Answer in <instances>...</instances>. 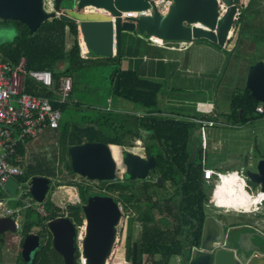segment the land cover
<instances>
[{
  "label": "trees",
  "instance_id": "trees-1",
  "mask_svg": "<svg viewBox=\"0 0 264 264\" xmlns=\"http://www.w3.org/2000/svg\"><path fill=\"white\" fill-rule=\"evenodd\" d=\"M247 7L248 3L240 7V16L234 22V35L239 34ZM8 21L14 26L16 34L12 40L0 42L2 60L17 66L20 59L24 57L23 69L26 71L50 70L56 82L61 76H69L72 79L69 99L64 103L56 104L62 112L58 127L45 130L42 134L45 133L46 136L41 138V134L38 139L53 140L55 138L52 146L59 152L60 158L63 159L64 155L68 157L65 168L69 173H73L67 154L69 146L85 141H103L108 144L132 146L134 139L146 140L144 144L146 153L154 154L156 159V165L152 169L155 178L145 180L141 185H135L134 181L129 180L124 174L123 179L102 180L99 181L98 186L111 194L117 193L114 199L124 205L134 203L142 207L139 215L136 216L140 231L136 239L135 264H170V258L177 255L182 256L183 261L186 262L189 246L199 245L203 220L207 215L205 202L208 200H210L209 203L213 202L221 192L219 187H214L203 177L201 151L198 150L195 157L191 158L189 134L195 124L157 115L158 111H155L160 83L141 78L136 70L123 69L116 65L120 55L111 54L110 43L105 44L103 48L105 52L103 49V51L96 50V46L90 45L89 54L82 57L75 21L55 17L44 21L33 33H30L26 24L17 20L0 19V27ZM67 34L71 36L69 48H66ZM262 58L264 54L256 56L252 62ZM59 62H63L64 66L58 67ZM96 68H101L104 92H93L92 101L84 106L82 100L76 98L75 92L83 79H88L93 89L98 87L92 81L96 75L94 73ZM23 87L25 92L34 95H50L47 89L39 86L27 75L24 76ZM112 97L133 102L145 109L146 114L140 116L117 111L103 103ZM258 104L260 102L251 96L248 89L240 88L232 93L230 111L226 116L235 123L252 122L259 117H264V112L256 111ZM27 144L29 141L18 143L16 154L10 159L13 164L22 165V171L16 175V178L24 188L33 175L47 177L55 175L54 163L47 155L36 157L34 162L24 163ZM259 157H264V154L259 153ZM158 178L162 180L161 184ZM69 182L77 186L82 201L86 200L88 194H93L88 191V185ZM165 182L173 186L174 192L159 196L157 189L164 188ZM245 186L244 196L250 205H254L253 201L258 197L250 195L248 182ZM4 196L5 192L0 187V199ZM27 197L31 199L29 192L25 190L20 197L12 200L10 205L13 208L21 207L25 214L21 233L24 235L35 232L43 238L35 263L62 264L61 257L52 248L50 233L46 228V221L59 215L60 209L48 199L44 203L47 215L41 216L35 209L24 207L23 200ZM67 216L78 225L81 224L80 205H68ZM132 220V218L129 219V232ZM129 255L128 251L126 258H129ZM19 258L21 264H25L21 256Z\"/></svg>",
  "mask_w": 264,
  "mask_h": 264
},
{
  "label": "water",
  "instance_id": "water-1",
  "mask_svg": "<svg viewBox=\"0 0 264 264\" xmlns=\"http://www.w3.org/2000/svg\"><path fill=\"white\" fill-rule=\"evenodd\" d=\"M151 0H53V9L46 10L44 0H0V19L17 20L33 33L44 21L58 17L78 22V30L87 49L90 45L104 47L110 43L114 54H120L122 33L145 34L162 41L188 42L204 38L223 46L234 26V14L242 0H171L165 12L137 17L124 12L146 10ZM219 3L224 10L219 13ZM93 7L90 11L87 8ZM102 10V11H99ZM245 88L264 105V58L252 62L247 69ZM123 173L130 179H145L155 166L154 155L147 158L129 149L123 150ZM71 169L87 180H114L118 165L110 144L103 141H85L68 147ZM244 174L249 183L264 191V157L254 162L244 158ZM216 186V177L212 178ZM50 179L33 175L26 182L27 191L35 202L44 201ZM158 182L162 180L159 178ZM20 182L10 177L4 189L10 198H18ZM214 193V190H213ZM212 193V195H213ZM264 210V200L262 201ZM86 222L84 235L79 238L77 225L62 211L46 221L52 248L62 264H77L78 258L86 264H106L113 253L117 224L121 218L118 202L109 195H88L81 205ZM15 219L0 216V233L15 231ZM41 246V236L28 232L22 237L21 256L24 260ZM137 244L132 241L131 260L136 263ZM185 264H264V231L254 224L229 225L225 217L206 215L198 246H189Z\"/></svg>",
  "mask_w": 264,
  "mask_h": 264
},
{
  "label": "rangeland",
  "instance_id": "rangeland-1",
  "mask_svg": "<svg viewBox=\"0 0 264 264\" xmlns=\"http://www.w3.org/2000/svg\"><path fill=\"white\" fill-rule=\"evenodd\" d=\"M253 4L251 3L252 7H258L260 9V12L263 14L261 19H259V25H262V31L261 33L264 35V0H253ZM249 7V11L245 10V13H249L251 8ZM244 13V14H245ZM245 16V15H244ZM11 22H6L3 26L0 27V42L10 41L14 38L16 31L14 29V26L10 24ZM137 34V33H136ZM133 41V52L137 54V56H140L144 52V47H141L137 42V38L133 36V34H130ZM135 35V34H134ZM81 40V39H80ZM82 41V40H81ZM254 44L251 43V46L242 47V50L240 53L233 52L231 57H227L224 59V62L221 64V71L219 73H216L215 71H212L211 64L207 63V68L209 67V70L207 71V75L204 73L205 71V65L206 63H199L197 66H200L202 69H196L194 68V71L191 73L185 72L183 64L186 59H189L191 57L192 53H196V48H193V46L188 47V45L182 50V52H178L177 48H179V41H164V44L166 45L167 49L162 50L163 53L161 55H166V60L161 62L154 61V58L149 56V58L146 60L145 66L148 71L151 73H162L161 78H155L152 77V74L149 75L150 78L153 80L159 81L164 83L162 89L160 90L158 94V100L159 102L165 100L166 95H170V92L167 90V83L172 84L174 87L182 88L183 90L180 91L179 97L176 99H173L174 101L181 102L184 106L195 107V106H205L209 105L212 109H216V119H219L217 124H215L213 127H210L209 125L204 127V132L209 137H215L218 138V143L215 146V150L212 148V145L207 148V160L208 163L210 162H219L221 164V168L218 170H223L222 172H225L226 170H239L240 165L242 162H244V158L246 155L248 156V160L255 161L256 158H258L259 153H264V117H259L255 119L252 122H247L240 126H234L232 125V121H224L222 120L220 114L224 111H229L230 108V97L232 93L236 92L238 90L237 86H245V78L247 74L248 66L251 64L249 62H252L253 58L256 55H261L264 52V40H253ZM70 43H71V36H70ZM252 45H254V51L252 53L248 54V51L246 49H252ZM96 46V45H95ZM94 46V47H95ZM173 46L174 49L170 50V47ZM246 48V49H245ZM96 50L105 52V49H101L100 47L96 46ZM146 52V51H145ZM152 54V53H151ZM148 55V53H147ZM180 55L181 61H178L177 64L173 62V58ZM122 55H120L121 57ZM141 58V57H140ZM123 61V59H122ZM181 62V63H180ZM120 64V62H116V65ZM164 64H167L166 67H164ZM121 65V64H120ZM177 65H180L182 67V72H175L173 74L174 78H170V76L173 73V70L177 67ZM113 66V65H112ZM123 64L120 66L122 67ZM143 67V66H142ZM145 69V71H147ZM201 70V71H200ZM214 70V69H213ZM198 71V72H197ZM166 72V74H165ZM95 78L93 77V83L95 82V85H98L97 88H94L89 83L88 79H83L82 84H80L77 92H75L76 98H80L82 102L84 103V106H86L89 102L93 99V92H104V86L101 80V68H96ZM213 76L215 74V79ZM149 74V73H148ZM207 76H209L207 78ZM211 77V78H210ZM165 78V79H164ZM169 80V81H167ZM174 80L172 83L170 81ZM215 84L219 83L218 87H215ZM208 84V85H207ZM208 88V89H206ZM205 89V93L204 90ZM171 95H175L174 92ZM113 98V97H112ZM111 99V98H110ZM169 102L172 101L171 98L168 96ZM103 101V100H102ZM103 103H106L107 106L113 107V103L108 101H103ZM170 105V104H169ZM127 110H131V107H126ZM130 108V109H129ZM223 122V123H222ZM200 132V131H199ZM46 134H42L41 138H44ZM55 140H46V139H37L35 141H32L28 144L26 153L24 156V163L28 162H34L36 157H42L44 155H47L50 160L54 163V169H55V175L48 176L50 181H52V185L49 187L48 192L46 193L45 199L43 201V204L45 201L50 199L51 197L54 198H62L63 202H66L68 199L67 193L64 191L65 188L68 187H75L73 188V192L76 194L78 193L77 186L74 184H69L71 181L72 183L78 182H84L87 183L90 192L92 193H101L100 188L98 186V182L96 180H87L84 177L79 176L76 173H69L66 171L65 165L67 164L68 157L64 155L63 159L60 158L59 152L56 150L54 146H52V142ZM139 140L141 143L140 145H137L135 141ZM144 139H134V143L132 146H124L126 149H129L134 146H138L139 150L136 151L137 153H141L142 151V145L144 143ZM111 149L113 151V157L117 161L118 170H117V176H123V164L121 162L122 156H123V150L124 147L119 144H113L110 143ZM116 146V147H115ZM68 150V149H67ZM132 151V150H131ZM68 154V152H67ZM257 155V156H256ZM237 158V160L234 162L233 165L230 167L224 168L223 163L227 162L228 160H231V157ZM256 157V158H255ZM242 159V161H241ZM152 176H148L147 179H153L156 176L152 173ZM242 178L244 180L241 181L240 176L239 177H232L229 176L230 182H248L247 178L244 177L243 174ZM213 180V179H212ZM211 180V183H212ZM140 181H137V185H141ZM162 183V182H161ZM160 183V184H161ZM60 184V185H58ZM213 184V183H212ZM66 186V187H64ZM246 187V186H245ZM259 187L255 184H250V191L255 193ZM239 189V197L235 198L233 197V194L237 192ZM243 190V187L241 184L238 185H231L226 192H223L221 190L220 194H218V197H215L213 202L209 203V205L214 207H206L205 211L209 214L225 217L230 222H253L257 226H259L264 231V210H260L255 214L251 213H240L231 209L238 210L239 208H248L251 206L245 196ZM158 195H168L172 192H174L173 186L169 184V182H165L164 188H158L157 189ZM117 193H112L111 196H115ZM33 202L32 200H30ZM39 203H34L33 207H38ZM217 207V208H216ZM229 209L227 212H224V209ZM127 210L129 215H132L133 213L135 216L139 215L140 211L142 210V207L140 205L131 203L124 205V211ZM5 211V204H3L2 207H0V212L4 213ZM124 217V215H123ZM140 231L139 223L136 218H133L131 229H130V238L132 241H136L138 234ZM12 234L7 233L5 242L2 245V261H0V264H21L20 258L17 260L19 255V242L18 238L15 237V240L10 238ZM126 232L123 231L121 235V243L120 247H118L114 252L112 253V261L111 264H124V261L126 260L127 251L124 246V240H125ZM120 239V237H119ZM119 244V243H118ZM145 257H143L144 259ZM17 260V261H16ZM180 257L172 256L170 258V264H180ZM19 262V263H17Z\"/></svg>",
  "mask_w": 264,
  "mask_h": 264
},
{
  "label": "crops",
  "instance_id": "crops-1",
  "mask_svg": "<svg viewBox=\"0 0 264 264\" xmlns=\"http://www.w3.org/2000/svg\"><path fill=\"white\" fill-rule=\"evenodd\" d=\"M252 1L253 0H242V2H241V5H244V4L248 3V7L246 9L247 12L249 11L248 10L249 7H252L251 6V3L253 4ZM247 12L244 14L245 16L243 15V21H242L238 36L234 35L235 26H233V28L229 32L228 38H227V40H226V42H225V44L223 46H219L218 44L213 43V42H211V41H209L207 39H204V38L193 39V40L188 41V42L179 41V48L175 49L178 52L179 51L182 52V50L187 45H188V47H190V46L192 47L193 46V48H196L195 49L196 53H192L191 57L189 59H186L184 64H183L185 72L191 73L192 71H194V68L202 69L200 66H197L201 62L203 64L206 63V65L204 66L205 67L204 73L206 75H207V71L209 70V67L207 68V63L211 64L210 68L212 69V71H215L216 73H219V71H221V67L220 66L224 62V59L227 57V55H228V57H231L233 52L239 54L240 51L242 50V47H246L247 48V46H251V43L254 44L252 42L253 40H259V41L260 40H264V35L261 33L262 25L258 24L259 23V19H261L262 16H263V15H260V14H263V12L261 13L260 9H258L257 6L255 8L252 7L249 13H247ZM76 23H77V27H78V22H76ZM136 33L137 32L130 33V34H133L134 38L135 37L137 38L136 42L141 47H144V52L140 56H137V54H135L133 52L134 51L133 47H132L133 46V41H132L131 35H129V33H127V32L122 33V36H121V48H120V54H119V55H122V56L119 58V60L117 62H120V64L121 65L123 64V66L120 67L121 65L118 63L119 67L123 68V69L136 70L138 75L141 78H143V79L153 80L149 76L151 74H152V77H155L157 79L161 78V77H164V76H162V73H160L158 71H157V73H154V72L151 73L150 71H148L146 69V66H145L144 62H146V60L151 55L154 58V61H156V62L165 61L167 57H166V55L162 56L161 53H163L162 50L167 49L166 45L164 44V42H163V44H161L160 42L151 41L148 38V36L145 35V34H139V33L136 34ZM80 39H82V36H81V33L78 30V40H80ZM70 45H71V43H70V35L67 34V36H66V48H69ZM253 47H254V45H252V49H249V50L245 48L248 51V54L252 53V52H255ZM103 48L104 47H102L101 49H103ZM172 49H174L173 46L170 47V50H172ZM89 50L87 49L86 55L84 57H86L89 54ZM114 52H115L114 48L111 47V54L115 55ZM147 53H148V55H147ZM262 53L264 54V52H262ZM258 55H256V56H258ZM179 57H180V55H178L177 57L173 58V62L176 63V64H177L178 61L182 62V60ZM122 59H123V61H122ZM24 62H25V58L22 57L20 59V63L19 64H21L23 66ZM249 63H252V62H249ZM63 66H64L63 62H59L58 63V67H63ZM166 66H167V64H164V67H166ZM145 69L147 71H145ZM176 71L178 73L182 72V67L180 65H177V67L173 70V73L170 76H168L169 79L170 78H174L173 74ZM165 74H166V72H165ZM213 74L214 73H212L211 76L214 77V79H215L217 77V76L215 77V75H217V74H215L214 76H213ZM208 77L209 76H207V78ZM153 81H156V80H153ZM167 81H169V80H167ZM173 81L174 80H172L170 82L172 83ZM156 82H159V81H156ZM159 83L161 85V88H160V90H161L165 82L164 83L159 82ZM213 83L215 84V82H213ZM219 83L215 84L216 85L215 87H218ZM243 87H245V86H237L238 89L243 88ZM206 89H208V88H206ZM160 90H159V92H160ZM167 90L170 92V95H166L164 101L159 102L158 95H157V109H156L155 112H157V111L158 112L156 114L159 115V116H162V117L173 118L175 120H184V121H189V122L194 123L195 124L194 128L191 130V132L189 134V147H190V149H192L191 158H194L196 153H198V150H199V151H201L200 153H201L202 169L203 168H210V169H212L214 171L222 172L223 170H218V169L221 168V164L219 162H216V163L215 162H210V163H208L207 152H206L207 148L210 147V145H212V148L215 150L216 149L215 146L217 145L219 140H218V138H216V141L213 140V139H215V137H209L208 138V136L206 135L205 132H204V140H203V137H202V134H201V129H200V124L197 121V119H199V118L212 121L213 124L209 125V126L213 127L215 124H217V122H219L218 121L219 119H216V109L214 108L211 111H209L210 108H211L209 105H205V106H201V105L198 106L197 105L195 107H190L189 108L188 104H187V106H184L181 102H179L177 100L176 101L173 100V99H176L177 97H179L178 94H180V91L183 90L182 88L174 87V86H172V84H168L167 83ZM202 91H204V93H205V89L202 90ZM159 92H158V94H159ZM173 92H174L175 95H171V94H173ZM168 96H169V98L172 99V101L169 102L170 99H168ZM107 100L110 101L111 103H113V107L112 108L114 110L134 113V114H137V115H140V116H143V115L146 114L145 109H143L141 106H139V105H137V104H135L133 102L125 101V100H122V99H120L118 97H113L111 99L108 98ZM126 107H131V110H127ZM229 111H230V108H229ZM229 111H227V112L223 111L220 114L222 120L230 122L229 117L226 116V114L229 113ZM257 113H259V112H257ZM232 122H233L232 125H234V126L243 125L241 123H235L234 121H232ZM142 132H143V134H145V131L142 130ZM142 136H144V135H142ZM32 141H35V140H31V141H29V143L32 142ZM136 144L140 145L141 143L139 142V140H137ZM27 146H28V144L26 145V147ZM134 148H138V146L131 147L130 150L136 152L134 150ZM247 157L248 156L246 155V158ZM236 160H237V158L232 156L231 160H228L227 162H224L222 165H223L224 168L230 167L231 165L234 164V162ZM241 161H242V159H241ZM243 164L244 163L242 162V164L240 165V168L243 167ZM21 170H22V165H21ZM223 173H225L226 175H228L230 177H232L233 175H234V177H239L240 176L241 181L244 180V178H242V175H241L242 173L239 172L238 170H230V171L226 170ZM14 177L16 178V176H14ZM208 182L211 183V180H208ZM238 184H240V182L239 183L230 182L228 185L230 187L231 185H238ZM22 186L23 185L20 186V188H19L20 190H21ZM64 187H66V186H64ZM73 188H75V187L72 186V187H68V188L64 189V191L68 195V199H67L66 202H63L62 198L58 199V198H54V197L50 196V200L53 202L54 206H56V208L60 209L59 213H61L62 211H64L66 213V206L67 205H70V204H81L82 203L78 193L76 194V198H75V193L73 192ZM3 190L5 192V196L1 200H2L3 204H5V210L7 208H9V209L12 210V213L8 214V213H6V211H4V213L0 212V216L11 215L15 219L16 224L19 225L20 228H21L22 222L25 220V214H24L23 210L20 207L13 208L10 205V202L12 200L16 199V198H10L8 193L6 192V190L4 188H3ZM30 200L31 199H29L28 201H30ZM209 201L210 200L205 202V209H206V207H214V206L209 205ZM26 202L27 201H25V203ZM43 206H44V204H43ZM31 208H33V207H31ZM44 209H45V207H44ZM227 211L228 210H224V212H227ZM240 213H242V212H240ZM206 214L207 215H212V214H209L207 212H206ZM130 217L132 219L136 218L134 213ZM243 223H250V224L256 225L255 223L249 222V221H245V222L240 223V222H230L228 220V224L229 225L243 224ZM139 227H140V224H139ZM257 227H259V226H257ZM15 237L18 238V242H19V240L22 239L23 234L21 233V231H18L15 234L10 236V238H12L13 240H15ZM42 240H43V238H42ZM115 243L116 244L114 245L115 248H113V252H114V250L117 249L116 247H117V244H118V237L115 238ZM2 245L0 244V258H1L0 261H2V255H3ZM177 257H179V255H177ZM111 258H112V255H111L110 258H108L106 264H111V261H112Z\"/></svg>",
  "mask_w": 264,
  "mask_h": 264
},
{
  "label": "built area",
  "instance_id": "built-area-1",
  "mask_svg": "<svg viewBox=\"0 0 264 264\" xmlns=\"http://www.w3.org/2000/svg\"><path fill=\"white\" fill-rule=\"evenodd\" d=\"M171 0H151L150 7L146 10L135 12H124V16L137 17L144 13H152L154 9L160 12H165L170 5ZM53 0H44V7L46 10L53 9ZM219 13L224 10V6L219 3ZM240 16V9L237 7L234 14V21ZM151 41L157 42L155 37H148ZM82 40V39H81ZM78 40L80 47V54L82 57L86 55V44L82 40ZM82 42L85 47L83 49ZM164 41L160 39V43ZM27 75L32 78L39 86L47 89L50 92L48 96L34 95L24 91L23 79ZM72 88V79L69 76H61L56 82L50 70L47 69H30L28 71L23 69L21 64L12 66L10 63L0 58V187L3 189L5 182L10 178L21 173V165L13 164L10 159L16 154L18 143L36 140L47 129L57 128L62 116L61 109L56 106L57 103H64L69 99ZM256 111L264 112V105L258 104ZM201 134L204 140V127L212 125L213 122L199 118ZM244 176V167L239 170ZM203 177L207 180H212L216 177L220 179L223 172L214 171L210 168H203ZM215 187V186H214ZM250 189V185H249ZM251 192L252 197H258L259 203H254V206L249 211H238L242 213L255 214L262 210L261 195L264 191L259 188L255 193ZM33 201V200H32ZM34 203L27 200L26 206L33 207ZM3 202L0 199V207ZM121 211V218L117 224V231L122 229L123 218L129 215L124 211V205L119 203ZM39 214L46 215V211L42 203L34 208ZM224 209V208H223ZM229 210V209H224ZM6 213L11 214L12 210L7 208ZM124 214V217L122 216ZM123 219V220H122ZM84 223L78 225V236L82 238L84 232ZM119 240V236L117 235ZM116 244V243H115ZM117 248V247H116ZM78 264H85V259L80 257Z\"/></svg>",
  "mask_w": 264,
  "mask_h": 264
},
{
  "label": "flooded vegetation",
  "instance_id": "flooded-vegetation-1",
  "mask_svg": "<svg viewBox=\"0 0 264 264\" xmlns=\"http://www.w3.org/2000/svg\"><path fill=\"white\" fill-rule=\"evenodd\" d=\"M242 5H241V3L238 5V7H239V9H240V7H241ZM136 142V141H135ZM147 141H144V143H143V145H142V151H141V153H139L141 156H143V157H145V158H147L149 155H153V154H147L146 153V149H145V147H144V144L146 143ZM134 150L135 151H138L139 149L138 148H134ZM134 152V151H133ZM137 153V152H136ZM123 157V156H122ZM257 159V158H256ZM156 165V164H155ZM155 167V166H154ZM153 167V168H154ZM243 167H244V169L247 167L246 165H244L243 164ZM152 168V169H153ZM152 169L150 170V173H149V176H152L151 174H152ZM124 175V174H123ZM127 175V174H126ZM123 177L124 176H117V178H120V179H123ZM127 177H128V175H127ZM148 178V177H147ZM147 178H145V179H140V178H135V179H130L129 177H128V179L129 180H131V181H134V184L135 185H137V181H140L141 183L143 182V181H145V180H149V179H147ZM159 179V178H158ZM157 179V180H158ZM151 180V179H150ZM98 182V184H99V181H97ZM140 183V184H141ZM81 184H86L87 185V183H84V182H81ZM248 184L250 185V183L248 182ZM22 184L20 183V186H21ZM49 185L51 186L52 185V181H50L49 182ZM27 189V186H26V184H25V188L22 186L21 187V190H18L19 191V193H23V192H25V190ZM214 190V189H213ZM89 192L91 191V190H88ZM100 192H103V194H101V193H93V194H90V195H94V194H98V195H109V196H111V193H109V192H106L105 190H101L100 189ZM90 193H92V192H90ZM89 195V194H88ZM88 195H87V197H88ZM113 199H114V196H111ZM30 198L29 197H27V198H25L23 201L25 202V201H27V200H29ZM87 199V198H86ZM31 200H33L32 199V197H31ZM115 200V199H114ZM34 201V200H33ZM116 201V200H115ZM81 204H79L80 205V214H81V224L82 223H84V225L86 226V222H85V217H84V215H83V213L81 212V205L82 204H84L85 202H86V200L85 201H82L81 200ZM118 202V205H119V203H121L120 201H117ZM27 203V202H26ZM26 203H25V206L24 207H28V206H26ZM42 204H43V202H41ZM122 205H124L123 203H121ZM72 205H74V204H72ZM30 207H32V206H30ZM21 208V207H20ZM34 208V207H33ZM22 209V208H21ZM37 212V211H36ZM68 212V205L66 206V213ZM125 212H128L127 210H125ZM38 213V212H37ZM39 214V213H38ZM39 215H41V214H39ZM46 215H47V213H46ZM46 215H41V216H46ZM124 215V214H123ZM122 215V216H123ZM124 219V220H123ZM122 220H123V225H122V229H120L119 231H117V233H116V236L118 235L119 237H120V239L118 240V243L119 244H117V248L118 247H120V245H122V244H120L121 243V235H122V232L123 231H125L126 232V236H125V242L123 243L124 244V246L123 247H125V249H126V251L128 252H130V255H129V258H126V260L124 261V264H132V260H131V251H132V240H131V238H130V232L128 231L129 230V219L131 220V217L130 216H127V217H125V218H123ZM74 221V220H73ZM75 222V221H74ZM75 224L78 226V224L75 222ZM81 224H79V225H81ZM16 226H17V229L15 230V231H5V232H2V233H0V244L2 245L4 242H5V239H6V235H7V233H10V234H15L16 232H18V231H20V226L19 225H17L16 224ZM84 231H85V227H84ZM77 233H78V228H77ZM83 235H84V232H83ZM24 236V235H23ZM50 238H51V235H50ZM129 241V242H128ZM129 243V244H128ZM21 244H22V239L21 240H19V255H18V258H19V256H21ZM41 246H42V237H41ZM40 246V247H41ZM40 247H39V249H40ZM39 249H37L36 251H34V252H32L31 254H30V258L29 259H27V260H24L23 259V257L21 256V258H22V260H23V263H25V264H36L35 263V260H36V255H37V253H38V251H39ZM179 257H180V264H185V261H183V257L182 256H180L179 255ZM18 258H17V260H18ZM16 260V261H17ZM78 263H79V258H78ZM77 263V264H78ZM14 264H16V262H14ZM86 264V263H85Z\"/></svg>",
  "mask_w": 264,
  "mask_h": 264
},
{
  "label": "bare ground",
  "instance_id": "bare-ground-1",
  "mask_svg": "<svg viewBox=\"0 0 264 264\" xmlns=\"http://www.w3.org/2000/svg\"><path fill=\"white\" fill-rule=\"evenodd\" d=\"M88 10H90V11H94L95 9L93 8V7H88L87 8ZM99 11H102V10H99ZM156 39V41L157 42H160V39L159 38H155ZM82 47H83V49H85V47H84V45H83V42H82ZM112 153H113V151H112ZM246 177V176H245ZM216 186L217 187H219L223 192H226L227 191V189L229 188V183H230V180H229V176L228 175H226L225 173H222V175L220 176V179H218L217 181H216ZM240 184H241V186L243 187V189L245 190V183L243 182H240ZM242 189H241V192L240 193H242ZM250 193V192H249ZM233 197H235V198H237V197H239V189L237 190V192L236 193H234L233 194ZM254 205H251L250 207H249V209L251 210V208L253 207ZM230 209V208H229ZM243 209H245V208H239L238 210H235V209H231V210H234V211H244Z\"/></svg>",
  "mask_w": 264,
  "mask_h": 264
},
{
  "label": "clouds",
  "instance_id": "clouds-1",
  "mask_svg": "<svg viewBox=\"0 0 264 264\" xmlns=\"http://www.w3.org/2000/svg\"><path fill=\"white\" fill-rule=\"evenodd\" d=\"M261 199H264V194L261 195ZM259 202H260L259 199H256V200L253 201V203H259ZM243 210H244V211H249L250 209L245 208V209H243Z\"/></svg>",
  "mask_w": 264,
  "mask_h": 264
}]
</instances>
